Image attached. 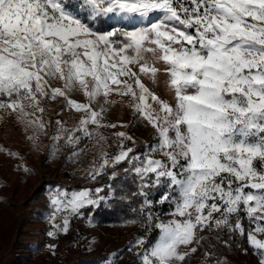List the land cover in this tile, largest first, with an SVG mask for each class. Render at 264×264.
Instances as JSON below:
<instances>
[{
    "label": "snow or ice",
    "instance_id": "6c2138e0",
    "mask_svg": "<svg viewBox=\"0 0 264 264\" xmlns=\"http://www.w3.org/2000/svg\"><path fill=\"white\" fill-rule=\"evenodd\" d=\"M0 110L47 159L91 157V187L44 186L49 239L126 203L140 230L102 264H229L217 245L264 264V0H0Z\"/></svg>",
    "mask_w": 264,
    "mask_h": 264
},
{
    "label": "rangeland",
    "instance_id": "374dc122",
    "mask_svg": "<svg viewBox=\"0 0 264 264\" xmlns=\"http://www.w3.org/2000/svg\"><path fill=\"white\" fill-rule=\"evenodd\" d=\"M164 87L163 82L160 85ZM49 119L54 111H59V106L49 102ZM66 121V126L71 128L75 120L72 116L61 113L59 117ZM108 118L114 122H126L131 118L130 110L123 104L113 106ZM122 130V129H117ZM51 131V130H50ZM136 138L148 140V132L142 126L133 129ZM107 135L108 133L105 132ZM19 137V138H18ZM0 142L1 148L12 150L13 145L31 146L25 139L23 126L0 110ZM49 141L46 137L35 148L40 150L33 159L36 173L33 179L22 183L16 179L14 172L9 169V163L4 153H0V264H102V259L112 252L123 248L136 234L135 230H114L107 224L91 227L88 223L82 226V235L76 239L71 249L67 248L71 238L61 234L58 239L52 240L47 237L45 248L49 251V257L45 262L27 261V256L35 248L38 238L46 235L48 230L47 221L38 217L33 208L37 206L30 201L35 198L36 203L45 208L44 186L46 184H60L71 182L62 180L56 165L47 162V147ZM79 190V189H68ZM45 214V212H44ZM204 234V233H202ZM72 241V240H71ZM91 241V243H89ZM49 244H57L56 254L53 256L47 247ZM246 258L255 264V257L249 251ZM135 257L125 252L117 264H133Z\"/></svg>",
    "mask_w": 264,
    "mask_h": 264
},
{
    "label": "trees",
    "instance_id": "16d2710c",
    "mask_svg": "<svg viewBox=\"0 0 264 264\" xmlns=\"http://www.w3.org/2000/svg\"><path fill=\"white\" fill-rule=\"evenodd\" d=\"M19 138V137H18ZM140 142L141 146L145 143L143 139L137 138ZM2 142V141H0ZM1 144V143H0ZM2 145H0V148ZM13 151H19L20 155L25 157L23 161H17L16 159L10 158L8 155H5L6 159L9 163V169L14 172V175L16 179H18L22 183H27L28 181H31L33 179V175L36 173V169L33 166V159L40 154V150L33 147V146H21L19 144L13 145L12 147ZM3 151H0L2 153ZM67 153H61L58 154L56 157L52 159H47L46 161L50 164L56 165V169L59 171L60 176L62 180L67 179L71 182H63L60 180L61 185L65 186L67 189H80L83 187H91V185H86L84 183L83 177L80 175V173L77 171L78 168H83L88 165L91 161V157H81V163L79 164H72V163H65V157ZM23 163L25 166L31 169L32 174H25L22 170L17 169V164ZM30 203H34L37 206H35L34 211L36 212V215L38 217H42L44 215V207L40 204L38 205L36 203V199L33 198ZM126 215L128 217H131V211L130 208L125 203L122 207H113V208H104L101 207L100 209L96 210L93 219L92 224L96 225H102L107 224L110 228L114 230H135L136 233L140 230V226H122V221L126 218ZM87 224V220H80L75 219L71 222V230L68 236L71 238L69 240V244L67 248L71 249L73 247V244L76 239H80L82 235V226ZM205 237L209 236V233L205 232L202 234ZM221 236L223 239H227L226 234L221 233ZM156 238V234H153V239ZM47 241V236L42 235L40 238H38L37 244L35 248L32 250V252L27 256V261H36L38 263L45 262L47 258L49 257V251L45 248ZM212 243H216L215 238L213 237L211 239ZM205 248H207V244L205 245ZM218 251L220 253V257L224 258L226 257L229 264H251L252 262L249 261L246 258V255L237 250L235 246H233L231 249L224 248L221 245H217ZM203 260V249L200 252H197L195 256L193 257L192 264H199L200 261ZM133 263V262H132ZM211 264V262H209Z\"/></svg>",
    "mask_w": 264,
    "mask_h": 264
}]
</instances>
